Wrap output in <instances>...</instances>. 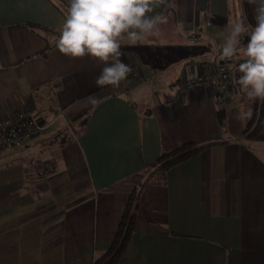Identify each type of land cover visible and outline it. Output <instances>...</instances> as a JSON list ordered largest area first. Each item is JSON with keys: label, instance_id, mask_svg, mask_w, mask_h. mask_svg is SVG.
I'll return each mask as SVG.
<instances>
[{"label": "crops", "instance_id": "crops-1", "mask_svg": "<svg viewBox=\"0 0 264 264\" xmlns=\"http://www.w3.org/2000/svg\"><path fill=\"white\" fill-rule=\"evenodd\" d=\"M242 2L167 0L159 38L122 44L135 81L101 89L103 64L56 47L69 0H0V117L27 107L42 125L33 139L0 151V264H90L146 178L145 164L187 141L203 146L169 166L162 184H142L133 230L113 264H264V115L246 137L248 119L236 115L253 103L239 91L241 74L223 103L204 86L170 100L178 79L243 62L242 53L217 54L245 17ZM250 12L254 26L251 4ZM64 122L74 144L58 141Z\"/></svg>", "mask_w": 264, "mask_h": 264}, {"label": "clouds", "instance_id": "clouds-1", "mask_svg": "<svg viewBox=\"0 0 264 264\" xmlns=\"http://www.w3.org/2000/svg\"><path fill=\"white\" fill-rule=\"evenodd\" d=\"M253 5L255 25L246 23V16L238 17L230 26L224 42L217 45L220 60L237 59L239 75L236 83L242 97L249 102H264V0H248ZM167 0H69L67 14L59 28L56 47L70 58L89 56L104 66L95 79L98 88L117 89L132 69L125 64L122 44L136 45L159 38L168 17L158 11ZM247 43H242L244 37ZM97 104L95 98H90ZM252 117V108L241 105L236 119ZM63 162L58 170H63Z\"/></svg>", "mask_w": 264, "mask_h": 264}, {"label": "trees", "instance_id": "trees-1", "mask_svg": "<svg viewBox=\"0 0 264 264\" xmlns=\"http://www.w3.org/2000/svg\"><path fill=\"white\" fill-rule=\"evenodd\" d=\"M242 8L243 15L248 17L251 14L248 0H243ZM217 114L218 121H220L221 111L217 110ZM263 115L264 102L257 101L253 103L252 117L247 120L246 126H244L242 130L246 137L252 136L258 132L263 122ZM202 146L203 145L196 146L193 141H187L176 145L174 148L163 149L159 152L160 154H157L150 162L145 164L147 176L135 189L131 190L125 204L126 206H124L123 212L121 213V218L118 220L113 238L104 252L99 256H95L90 264H113L117 261V258L128 243L131 231L133 230V223L136 218L135 214L138 205L137 200L142 184H162L165 179V170L169 166L172 167L176 162L184 160L194 153H198Z\"/></svg>", "mask_w": 264, "mask_h": 264}, {"label": "built area", "instance_id": "built-area-1", "mask_svg": "<svg viewBox=\"0 0 264 264\" xmlns=\"http://www.w3.org/2000/svg\"><path fill=\"white\" fill-rule=\"evenodd\" d=\"M204 22L209 23V14L205 10H200ZM240 60H234L231 68L226 67L223 63L216 64L209 73H197L195 76H187L178 79L173 87L170 100L184 95L188 91H195L198 87H211L216 93L218 100L223 103L224 93L230 84V80L238 71L236 68ZM41 122L27 107L17 109L11 115L0 117V151L19 145L25 140L33 139L39 133Z\"/></svg>", "mask_w": 264, "mask_h": 264}, {"label": "rangeland", "instance_id": "rangeland-1", "mask_svg": "<svg viewBox=\"0 0 264 264\" xmlns=\"http://www.w3.org/2000/svg\"><path fill=\"white\" fill-rule=\"evenodd\" d=\"M138 46H137V50H138ZM128 78V80H131L130 82H131V84H132V82H134L135 81V79L134 78H129V77H127ZM142 90V89H141ZM134 91V90H133ZM135 91H140L139 89H135ZM140 96H143V94L141 93L140 94ZM131 97V99H133V96H130ZM139 107H141V106H139ZM64 112H65V110H64ZM59 113H61V112H59ZM62 114V113H61ZM61 114H59L60 116H61ZM59 115H57L56 114V116L55 117H53V119L54 118H58V120L61 122L62 120H63V116L61 117V119L58 117ZM36 116V115H35ZM58 121V122H59ZM70 129H71V127L66 123V122H64V124L62 125V127H61V131L62 130H64V131H66V133L62 136V137H58V141L59 140H61L59 143H61L62 141L64 142V141H69V143L72 141L73 142V144H74V140L72 139V137H71V131H70ZM72 129H73V126H72ZM32 139V138H31ZM26 141V140H25ZM21 144V143H20Z\"/></svg>", "mask_w": 264, "mask_h": 264}]
</instances>
